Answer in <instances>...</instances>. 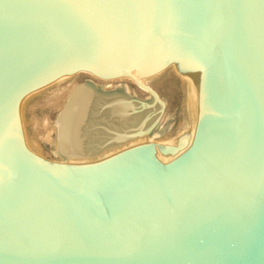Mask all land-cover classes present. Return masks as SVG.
<instances>
[{"label": "water", "instance_id": "1", "mask_svg": "<svg viewBox=\"0 0 264 264\" xmlns=\"http://www.w3.org/2000/svg\"><path fill=\"white\" fill-rule=\"evenodd\" d=\"M174 65L198 121L177 145L96 167L27 150L26 97L78 72L139 81ZM176 156L164 164L166 156ZM0 264H264V0H0Z\"/></svg>", "mask_w": 264, "mask_h": 264}, {"label": "rangeland", "instance_id": "2", "mask_svg": "<svg viewBox=\"0 0 264 264\" xmlns=\"http://www.w3.org/2000/svg\"><path fill=\"white\" fill-rule=\"evenodd\" d=\"M142 80L158 94L165 104V110L159 121L144 136L112 143L115 136L106 133L101 128L118 134H124L123 131L137 128L147 115L154 111L153 108H145L131 113L130 115L135 120L126 126L115 124L107 110L109 105L116 101H148L151 97L147 93L137 88L128 78L104 80L89 73L78 72L35 91L22 102L18 113L27 150L49 164L87 166L106 161L122 152L145 144L170 145L173 143L174 145L178 138L184 136L190 129L195 132L198 121V105L195 98V101L192 102L193 105L189 104L187 100L188 82L174 65L159 74L142 78ZM79 87L91 90L94 95L90 107L91 117L89 115L91 121L88 120L83 128L85 133L83 140L85 146L87 145L95 151L73 161V159L62 156L57 149L56 122L71 94ZM96 133L99 134L96 135Z\"/></svg>", "mask_w": 264, "mask_h": 264}, {"label": "bare ground", "instance_id": "3", "mask_svg": "<svg viewBox=\"0 0 264 264\" xmlns=\"http://www.w3.org/2000/svg\"><path fill=\"white\" fill-rule=\"evenodd\" d=\"M185 80H186V82H188L187 79H185ZM139 81L143 82L142 78L139 79ZM189 88H190V92H189L187 100H188L190 105H193L192 102L195 98L194 97L195 96L194 88L191 84H189ZM93 98H94V95H93V92L91 90L83 88V87H79V88L75 89L74 92L71 94L69 100L67 101L63 111L59 115L57 122H56V145H57V149L62 156L73 159V161L76 158H82L84 155L95 151V149H92V148L88 147L87 145H86L87 146L86 147L84 140H83V135L85 134L83 128H85L84 126L86 125V122L88 120H90L89 119V115L91 113L90 107H91L92 102L94 100ZM117 102L118 101L113 102L109 105L107 113L110 117L113 118L112 120H113V122L115 121L114 122L115 124H117L119 126H124V125L126 126L127 124L131 123L135 119L130 115L131 113L128 115H124V116L115 115L113 109H114ZM90 117H91V115H90ZM95 120H97V119H95ZM90 121H89V123H91ZM193 132H194V130H193ZM98 134L99 133H96V135H98ZM193 136H194V133L191 135V142L193 140ZM169 143H171V142H169ZM177 143H178V140L176 141V143L174 145H173V143H171V144L173 146H175V145H177ZM98 146H100V145H98ZM116 157L117 156L112 157L106 161L93 164V165L83 166L82 168H79V169L96 167V166H99V165L104 164L106 162H109ZM86 158H89V157H86ZM175 158H176V156L172 157L171 155H168L165 157L164 162H165V164H166V162L169 163L172 160H174ZM78 160L80 162V159H78ZM73 161H71V162H73ZM86 161H88V160L86 159Z\"/></svg>", "mask_w": 264, "mask_h": 264}]
</instances>
